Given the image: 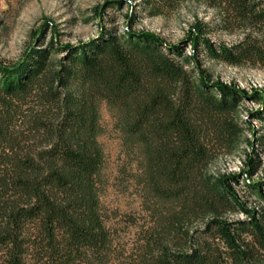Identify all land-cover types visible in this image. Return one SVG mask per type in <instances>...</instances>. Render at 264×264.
<instances>
[{
	"label": "trees",
	"instance_id": "obj_1",
	"mask_svg": "<svg viewBox=\"0 0 264 264\" xmlns=\"http://www.w3.org/2000/svg\"><path fill=\"white\" fill-rule=\"evenodd\" d=\"M200 1L235 43L211 41L214 25L193 16L189 55L129 27L0 59V264H264V180H244L249 205L210 168L237 147L248 96L205 68L264 70V0ZM103 103L141 203L127 241L102 203Z\"/></svg>",
	"mask_w": 264,
	"mask_h": 264
},
{
	"label": "rangeland",
	"instance_id": "obj_2",
	"mask_svg": "<svg viewBox=\"0 0 264 264\" xmlns=\"http://www.w3.org/2000/svg\"><path fill=\"white\" fill-rule=\"evenodd\" d=\"M157 12L162 13L156 15ZM193 16L214 25L209 38L216 44L228 45L238 40L236 34L216 26V12L200 0H178L172 8L167 6V0H0V59L16 62L31 45L47 48L52 40L61 47L75 48L97 40L104 30L116 28L122 33L129 27L134 32L154 34L189 55ZM107 18L113 20L107 22ZM205 68L215 82L235 86L248 96L242 98L238 108L242 135L237 147L232 153L219 156L210 168L215 175L228 178L245 202L255 205L257 199L248 192L244 180L247 176L251 183L264 180V70L221 62H206ZM100 112L104 129L100 142L107 159L102 203L109 225L127 241L131 237L127 218L141 214V203L134 187L126 189L121 182V141L105 103Z\"/></svg>",
	"mask_w": 264,
	"mask_h": 264
}]
</instances>
